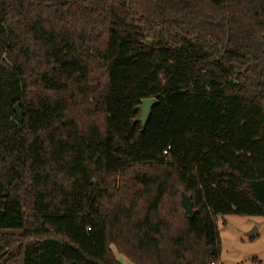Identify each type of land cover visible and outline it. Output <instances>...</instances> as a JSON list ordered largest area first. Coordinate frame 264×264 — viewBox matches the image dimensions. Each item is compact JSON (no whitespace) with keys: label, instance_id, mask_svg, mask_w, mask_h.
Segmentation results:
<instances>
[{"label":"trees","instance_id":"trees-1","mask_svg":"<svg viewBox=\"0 0 264 264\" xmlns=\"http://www.w3.org/2000/svg\"><path fill=\"white\" fill-rule=\"evenodd\" d=\"M228 215L264 218V0H0V264H219Z\"/></svg>","mask_w":264,"mask_h":264},{"label":"rangeland","instance_id":"rangeland-1","mask_svg":"<svg viewBox=\"0 0 264 264\" xmlns=\"http://www.w3.org/2000/svg\"><path fill=\"white\" fill-rule=\"evenodd\" d=\"M217 228L219 264H264V218L228 215L218 218ZM252 229L256 236L250 239L246 233ZM112 251L121 264H134L113 246Z\"/></svg>","mask_w":264,"mask_h":264},{"label":"water","instance_id":"water-1","mask_svg":"<svg viewBox=\"0 0 264 264\" xmlns=\"http://www.w3.org/2000/svg\"><path fill=\"white\" fill-rule=\"evenodd\" d=\"M155 102L156 101L154 98H145L141 101V104L139 105L140 115H139L138 120L142 124L145 123L147 116H148V113H149V110ZM13 110L15 111L17 117L21 120L22 113L19 109V103H16L14 105ZM181 204L183 206L184 213L186 215L192 216L194 214V211L192 210V207H191L189 197L187 195L181 194ZM255 232H256V229H252L246 233V236L251 237V236L255 235Z\"/></svg>","mask_w":264,"mask_h":264}]
</instances>
